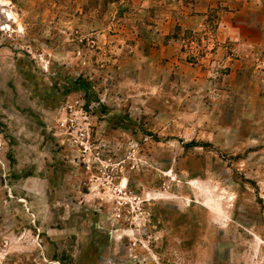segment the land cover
<instances>
[{
    "label": "rangeland",
    "instance_id": "obj_1",
    "mask_svg": "<svg viewBox=\"0 0 264 264\" xmlns=\"http://www.w3.org/2000/svg\"><path fill=\"white\" fill-rule=\"evenodd\" d=\"M0 264H264V0H0Z\"/></svg>",
    "mask_w": 264,
    "mask_h": 264
}]
</instances>
